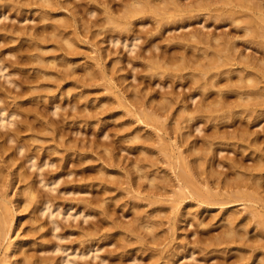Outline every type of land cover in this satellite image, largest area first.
Returning a JSON list of instances; mask_svg holds the SVG:
<instances>
[{"label": "bare ground", "instance_id": "1", "mask_svg": "<svg viewBox=\"0 0 264 264\" xmlns=\"http://www.w3.org/2000/svg\"><path fill=\"white\" fill-rule=\"evenodd\" d=\"M0 1H3V3L2 2L0 3V7H2V8H0V20L1 21H2V19H8L9 18V16L7 15V9L10 8L11 5H13L12 6V8H13L14 5L21 4L19 6L21 9L24 5L23 4L24 2L22 3V1H17V0H13L12 3L9 2L10 0H0ZM41 1H43V0H41ZM45 2H46V7H47V5L50 4V6H52L53 9H55V8L58 9L59 3H61V2H58L57 0H46ZM74 2H75V0H74ZM15 3H17V4H15ZM41 3H43V2H41ZM62 3H65V2L63 1ZM98 4H100V3H98ZM27 5H29V4H27ZM76 5L79 6V4H76ZM76 5H74V7H77ZM80 5L82 6V4H80ZM104 5H106V6L104 7ZM104 5L102 6V8L104 7L105 11H103V12H105L106 14H104L102 12L105 15V18L103 16V19L99 16V13H101V12H98V14L97 13L95 14V9L92 8V6L91 7L89 6L92 9L89 10L88 9L89 7L88 8L86 7L85 10L88 9V13L90 14V15L89 14L88 15L90 17H91V15L94 17V18L91 17V20L88 19L89 17H85L87 20L84 21L85 18L82 16L81 17L83 19L82 18L77 19V18H65L64 17V20H62V21H61V19L59 20V21H61V24L60 23H57V24L53 23L54 25L52 24V26H55L53 28L55 35L56 34L61 35L60 33L62 32V29L67 30L65 28H68V27L74 26L76 29H78V28L80 29V28H82L81 26H83L89 32H92L93 36H91V37L93 39L95 37H98V35L100 36L101 33L103 32L102 28H104V30L107 33L104 31L106 34L103 37L102 41L108 42L110 45L112 44L113 46H117V50H116L115 54L113 52L114 51L113 48L102 49V51H103L102 56L100 55L101 57H99V58H97L98 56L95 57V59L97 58V61L99 63L98 65L99 66L101 65V66L97 67L95 65H92V66L89 65L92 68L88 69L89 71L86 69L87 70V73H86L87 76L84 75L85 71L83 72L84 73L83 76H86L87 79H91V80L96 79L97 80V77H98V79H99V77H101V78H104L105 81H107V82H105L106 84L114 82L112 80L111 76L109 77L108 73L110 72V74H111V72H113V70L122 71L121 68L124 69L123 66L125 64L126 65L130 64L132 66L131 69L132 68L135 69L136 65L142 66L144 70H147V73L146 74L143 73V75L145 74V77H148L150 80H151V78L153 79L154 76H157V78H158V75L159 76L161 75L163 77L162 80H164V77H167V79L168 78L171 79V81L170 80H167V82L165 81L164 84H163V81L161 80L162 84H159V85H161V87H163V88L165 87L164 92H162V94H160L161 96H157L156 93L153 94V91H151L152 94H150L149 91H147V93L144 92V91H146L147 87L145 88V90H143L141 88H138V90H137V87H135V89L137 91H135V89L132 88V92L130 91L131 93L130 94L128 93V95H123V91H125L126 88H125V90H124V88L123 89L121 88L122 93H117V94H115V96H117V97H114V98L118 99V105L121 108L122 107L125 109L127 108L128 109L127 112L128 113L131 112L134 115V116L132 115L133 117L136 116L138 121L144 122L146 125H148L152 128L154 127L153 129L164 130V132H166L165 133L166 135L162 134L159 136H158V134L160 133V131H158L159 132L158 134L156 133L158 136V137H156L158 142H156L155 144H159L156 147L158 149L157 151H160V152L162 151L165 154V155L163 154L164 157L166 156V158L169 159V160L168 159L167 160L169 162L173 163V167H176L179 169V170L175 169L176 173H175V180H173V182H174L173 184L170 183L172 181V179L170 180V177H169V179H165V178H168L166 176H163L162 179L157 178L158 176H155L156 178L155 177L151 178L150 177L151 175L149 173H147L148 169L146 170V168L149 167L150 165L148 166L146 164V162L151 163L153 166H154V164H156L155 158H154L155 155L153 156V154H152V153L155 154L157 152V151L154 152V150L152 149L153 146L155 149L154 142L156 141V139H154L155 136L153 137L152 133H150V132H149L150 133L149 136H148V134H147V136H144V134L142 136V135H140V132H138L139 134L137 133V135L136 134L134 135L138 141V144H139V142L142 143V145L144 144L145 148L148 145L152 146L149 149H147L146 152L145 151L143 153L141 152L140 155L141 156L143 155L144 157H141V156L138 157V161H137L138 165L137 164L135 165V167L138 166V169H136V171L138 172L139 179H138L137 185H134V186H138V196L143 195L144 192L145 193L147 192V194H144V198L149 200V205H150V203L152 205L153 204L156 205L162 201H166V200H164L165 198L163 199V198H161V196L165 195L164 193L169 192V191L165 192L166 190L170 189V188L168 189L169 186L176 187L177 189L175 188V190H172L175 193V195L173 196L172 199H170V200H172V203L170 205L174 204L173 205L174 208L173 207L172 208L175 209L174 214H172V213L171 214L175 215V217L172 218L171 214H170V218L168 217V219H170L171 222L174 223V225H171L172 230H174V231H175V227L177 226L178 222H181L179 220L184 219L183 217L185 216V214L187 212V211H185L186 208L181 209L182 205L184 206V204H187V203H185V201L187 199H191V201L192 200L194 201V203H193V201H192V203L188 202L189 205L191 204L190 206H192V204L193 205L195 204L194 206H199V205H202V206L203 205H209L210 206L212 204H215V205L218 204V205H222V206L229 205V207H226V209H227L226 215L222 216V219L226 223L225 227L227 228V230L225 229L226 230L225 231L223 229L224 233L222 235H220L219 237L217 235L212 236V237H217V239L216 238L213 239V238L209 237L211 239H208V240H211V242L207 241V243H205V241L203 240L204 237L203 238L201 237L202 236L201 233L203 230L201 229L199 237H197L198 230L195 231V232H197V235H196L197 239H194L193 241L197 244V246L200 248V250L198 247H195V248H198L199 253L203 251V254H204V252H205V254H207V252H208V254L214 252L213 247L216 244H217L216 246H219V244L221 245V244H224L226 242H227V244L228 243L230 244L232 242H233L232 244H237V241L239 239H241L242 236H245V234H246L245 230H247V229H245V227H247V225L253 223L251 221H253L255 218H259L258 224L260 223L261 229L257 234L258 238H260L259 239L260 244H258V245H260L261 246L260 249L263 248L262 250L264 251V247H262L264 242L263 243L261 242V241H264V144H263V142H264V0H120L118 2V5H116V4L110 5L109 3L104 4ZM50 6H48V7H50ZM27 7H25V8H27ZM52 7H50L51 11H49L50 10L49 8H48L49 10L46 8V10L49 11L48 14H50V12H52ZM14 8H17V7H14ZM42 8H43V6H42ZM81 8H77L76 10L78 11V9H81ZM82 10H84V9L82 8ZM97 10L99 11L100 9L97 8ZM97 10H96V12H97ZM100 11H102V10H100ZM41 12L43 14L44 11L42 10ZM81 12H83V11H81ZM74 13H72L71 17L73 16ZM53 14H54V12H53ZM84 14H85V12H84ZM44 15L46 17L47 13L46 14L44 13ZM74 15H79V12H76V14H74ZM136 16L137 17L142 16V17H140L141 19H145L148 17V20H149V18H153V21H151V24H152L151 27L152 28L146 26V25H148V23L145 20L143 22L142 21L139 22L142 28L138 27V29H134L132 27V25L137 24V22L135 23V21H137V20H134ZM45 17H43V19ZM24 19L25 18H23V20ZM27 19H25V20H27ZM43 19H41V20H43ZM47 19L49 20V18H47ZM141 19H139V20H141ZM221 21L223 22L222 23L223 25H220ZM5 25H1V26H5ZM6 26H9V24H7ZM52 26L47 30L51 31ZM14 27H16V26H14ZM105 27L107 28V30ZM17 29H19V31L23 32L21 30L22 28L20 29V27H17L16 30ZM43 29H45V28H42L41 30H43ZM4 30H6V29H4ZM10 30H9V32H10ZM13 30H14V28H13ZM13 30H11V31L13 32ZM16 30L13 33H15ZM23 30L25 32L26 29H23ZM35 30H34V32H35ZM41 30H39V31H41ZM47 30H46V32H47ZM19 31H17L18 33L16 32L15 37L19 34ZM50 31L48 34H50ZM88 31L84 30L83 34L85 32L84 35H86V32H88ZM21 32H20V37H21ZM24 32L22 33V35L24 34ZM29 32H31V31H29ZM29 32H28V37L30 38L29 35L32 32L31 33H29ZM37 32H38V30H37ZM7 33H6V35L9 34V33L8 34ZM54 33H52V34L54 35ZM3 34H5V33H3ZM25 34H24V36L27 35V34L26 35ZM38 34L40 35V38H41V36L43 37L44 34L47 35L46 33H43V35L40 33H38ZM74 34H75V32H74ZM76 34H78V33H76ZM81 34H82V31L78 35H80V37H81L82 36ZM87 34H90V33H87ZM55 35H54V38H56V37L58 39L63 38V36L58 37L57 35L56 36ZM35 36H37V35L33 36V40H34ZM65 36L66 35H64V37ZM75 36H77V35H75ZM9 37H11V36H9ZM9 37L7 38L8 40H9ZM17 37H19V36H17ZM45 37H47V36H44V38ZM70 37L68 39H65V40L62 39L64 41H62L63 43L61 42V44L62 45L64 44V47H65L66 45L64 42L67 41V43L70 45V47L68 46V44H67V46L69 48L72 47L71 50H76V49H73V46H71V44H73V43L70 42V40H72L74 37L73 38L71 37L72 39ZM48 38H49V36H48ZM48 38H46L45 40H47ZM3 39L4 38L2 37V41H3ZM51 39H52V37L48 40H51ZM58 39L56 41H58ZM77 39H79V37H77ZM8 40H7V42H8ZM5 41H6V39H5ZM5 41H4V43H5ZM14 41L15 40H13L12 42H14ZM38 41L36 42V47H35V44L32 45L33 46V47H31L32 49L34 47L36 49L43 47ZM56 41L53 40V42H56ZM12 42L10 41V43H12ZM58 42L60 43V40ZM58 42H56V43H58ZM72 42H75V41L72 40ZM4 43H3V45H4ZM76 43H78V42H76ZM60 45L55 44L54 46H56V48H57V46H60ZM75 45H77V44H75ZM119 45H121V47H119ZM25 47H26V45H25ZM31 48H30V51H31ZM45 49H44L45 52H43V54H46L48 52V50L46 51ZM60 49H63V48L59 47L57 50H60ZM68 49L66 47L67 52H65L64 55H66V53H67V55L70 54L68 52H70L71 50H68ZM18 50L19 49H17V51ZM21 50H23L22 47H21ZM39 50L40 49H38V52H39ZM1 51H2V49H1ZM25 51H29V49L27 50V48H26L24 51H20V53L21 52L24 53ZM41 52L42 51H40V53ZM76 52H77V50H76ZM73 53L75 54V52H73ZM38 55H39V53H38ZM22 56H23V54H21V57ZM34 56H35V54H34ZM61 56H63V54ZM4 57H5L4 54L2 55V57L0 55V73H2V77L3 76H4V78L6 77V81L4 82V84L2 83L3 84L2 85L0 83V103H1L0 104V155L2 157H4V155L6 153H8L7 152L8 150L13 149L14 151L9 153L6 156V158L3 159L4 162L7 160V158L8 159L11 158L12 155L15 153L14 154L15 156L19 155V157H21L20 159H22L21 163L18 164L19 167H17V168L20 169V167L22 168L23 165L25 164V165H28L26 167L28 170L35 167L36 171H34V174H30V173H28L30 170L24 171L25 169L23 167L22 171H21V169L19 171L16 169L18 171L16 173V176L11 178V177H9L10 173L8 174V170L5 169L7 166H10V163H9V165H7L5 163L7 165L5 167V165H2V163H4L3 160L1 159L2 162L0 161L1 162V166H0V264H92L90 262L89 263L87 262V258L90 256L92 258L99 257V254L96 252L99 251L101 249V247H96V245H97L96 243L92 242L89 245L84 244L85 249H83V250L76 248L72 244H62V242L59 243L61 240H64V239L68 238L69 236L66 234H63L62 232L59 233L58 230L61 226H63V224L61 225V222L58 220V217L65 216L66 214H68V212L70 210H73L75 208V204L73 203V201H71L69 203H67V201H66L67 204H65V206L63 207V205H64L63 202H58V198H60V197H57V196H61V195L55 196L54 194H52L50 192V191L56 190V186L61 181L62 174H61V172H58L59 170L56 168H55V170H58V171H56L57 173L49 174V172L52 170H47V171H49L47 173L46 170H45L46 172L44 171V167L45 166H47V168L48 167L50 168L51 166L54 167V165L57 166V163L55 164L54 161L48 160L47 157H45V156L40 157V154L38 157L36 155H33V153L35 151L37 153V150H35V148L33 149L34 152L32 151L33 153L31 152V150H30L31 153H29V151L26 147L27 145L25 143H22V140H21L22 134L20 135V133L22 131L25 132L26 129L28 130L30 128H33L34 126H37V125H34L32 123L33 121L31 122V119H27V118H26V120L24 119V116L25 117L27 116L25 114H28V113H26L27 110H25V112L20 111V110H22V109H20L22 107L20 105V103H17V102L14 103L13 102L14 104H19V106H20L19 108L17 107L16 109H14L11 107L12 102L10 101V98L13 97L12 96L13 95L12 94V88L11 87L6 88V87H4V85H6L7 83L8 84L9 83L14 84V82L10 76L12 74H11V71H9V69H10L9 65L11 67H13L15 64L12 66L11 62L6 59L7 56L5 58ZM19 57H20V55H19ZM19 57L17 60L18 63H19V60H21L20 62H22V60H24V58L26 56L23 59H20L21 57L20 58ZM44 57L41 59H44ZM56 57H57V55H56ZM110 57H111V59L109 60V64H106V62L105 63L103 62V61L108 60V58H110ZM8 59H9V57H8ZM25 59H26V61H24V62H29L27 60V57ZM38 59H40V58H38ZM46 60H47V58H46ZM72 60H71V63H72ZM17 62H14V63H17ZM41 62H42V60H41ZM47 62H45V61L42 62V65L44 66V64ZM52 62L54 63L53 59H52ZM48 63H50V62H48ZM56 63H58V62H56ZM28 64H31V63H28ZM72 64H70V66H68V68L69 67L72 68ZM119 64H122V65L124 64V65L119 66ZM46 65H48V64H46ZM50 65H48V66H50ZM54 65H51V66L53 67ZM66 65H68V63H66ZM38 66H40L39 63H38ZM41 68H40V70H41ZM48 68L49 67H47V70H48ZM126 68H128V66H126ZM51 69L52 68L50 67V70ZM47 70L45 69V71H47ZM55 70L57 71L56 67H55ZM74 70H75V68H74ZM74 70H73V72L76 73V70L75 71ZM186 70H189L188 73H183ZM18 71H21V70L18 69ZM23 71H25V70H23ZM58 71L57 72H55V71L54 72L53 71L45 72V77H47L48 78L47 80L51 82V80H53L55 78L53 74H56V76H59L60 78L62 77V79H64V78L67 79V77L70 76L71 73L73 74V72L69 71L68 69L66 70V72L64 70L62 72V71H60V69H58ZM225 74H227V75L229 74L228 78L225 77L227 81L223 80L225 78L222 77ZM186 75H188V76H186ZM42 76H44V74ZM75 76H76V74H75ZM81 76L80 77L77 76L78 77L77 79H80ZM83 76H82V79H80L81 81L83 80ZM36 77H37V75H36ZM50 77H52V78H50ZM37 78H39V77H37ZM85 78H84V80H86V81H83V82L86 83V82H88V80ZM21 79H23V78H21ZM27 79H28V76H27ZM44 79H46V78H44ZM56 79H57V77H56ZM62 79H58V80L61 81ZM68 79H70V78L68 77ZM104 79H102V80H104ZM134 79H137V78H134ZM141 79L143 82L144 81L143 77ZM221 79L223 80V82L224 81L226 82L225 83L226 85H224L223 87L221 86L222 82H221L220 86L218 85V83L220 84V81H222ZM80 80H76V81L79 83ZM22 81L26 82L27 80L25 81L23 79ZM168 81H170V84H168L169 83ZM29 82L31 83L32 80H30ZM91 82H88L87 84H89ZM139 82H141V80H139ZM73 83H74V81H73ZM82 83H80L79 85H81ZM144 83H146L148 86V82L145 81V82H143V84ZM150 83L151 82H149V84ZM57 84H59V83H57ZM174 84H181V86L185 85V87L187 86L186 84H188L187 87H189L188 89L190 91L189 90L186 91L185 89L183 91H178V89L176 88V86H174ZM90 85H95V84L92 83ZM141 85H142V83H141ZM18 86H19V88L20 87L22 88V89L20 88L21 92L26 93L27 89L25 90L23 85L16 83L17 88H18ZM3 87L6 90H4ZM13 87L15 89L14 85H13ZM42 87L43 86L41 85V89H42ZM128 87L126 90L127 92L129 90ZM166 87H171V89H166ZM191 88L197 89V90L200 89V98H197L198 93L193 92ZM215 88H217V90H215ZM37 90H38V88H37ZM20 91L17 90V96H18ZM161 91H158V92H161ZM27 92H28V90H27ZM231 92L235 93V97H233V98L231 97V95H230ZM20 94H21V96L23 95V93H20ZM26 94H28V93H26ZM14 95H16V94L14 93ZM83 96L85 97V95H83ZM16 98H18V97H16ZM18 99L20 100V97ZM13 100H15V98ZM15 101H17V100H15ZM111 103H112V100H111ZM108 104H109V108L110 107L112 108V107H114L113 105H115L113 103L112 104L108 103ZM57 105H60V104H57ZM57 105L55 106V108L58 107ZM100 105H102V104H100ZM116 105H117V103H116ZM31 106H34V105H31ZM31 106L30 107L24 106V107H28V110L30 111L32 109ZM103 106H104V104L99 107L100 112L98 113V115H101V113L104 114L103 113L104 111L106 113L107 109L109 110L108 106H104V107ZM117 106H115V107H117ZM73 107H75V106H73ZM40 108H41V106H40ZM55 108H53V109L55 110ZM101 108H102V111L104 110L103 108H107V109L104 110L103 112H101ZM111 108H110V111H112ZM35 109H33V110H35ZM39 110H40L39 112H41V109H39ZM42 110H44V109H42ZM39 112H38V114H39ZM43 112L44 111L41 112L42 115H43ZM53 112H57V110L53 111ZM34 113H35V111H34ZM91 113L92 112H89L88 115ZM93 113L91 115H93V116L97 115V114H95V111ZM108 113H109V111H108ZM49 114H50V110H49ZM170 114H172L173 116ZM44 115H46V114H44ZM85 115H83L84 118H87V117L90 118L91 117V119H93L95 117L94 116L92 118V116H90V115L89 116L86 115L87 116L86 117ZM111 115L115 116L116 114L111 113ZM19 116L22 117L20 120L17 118L13 119L14 117H19ZM34 116H35V114L33 115V117ZM165 116H166V119H163ZM37 117H35L34 119L35 120L37 119L39 121V119H41V118H37ZM48 117L52 118L50 116H48ZM96 117H98V116H96ZM170 117L173 118L172 120L175 119V122L173 121L174 126H173V124L170 125L169 123H168L169 124L168 125L166 122ZM202 119L205 120V124L207 122L208 123L211 122L212 124H213V122H217L218 124H222V123L227 124L226 122H230L229 120H231L232 124H234V129L227 131V132L225 131V133H222L220 128H219L220 130L216 129V128L220 127V125L218 126L217 123H215L216 125L214 124L215 127L213 126V128H215L216 131L214 132L215 129L212 130L214 132V134L213 133L211 134L209 132V136H208L205 133V134L201 135L202 137L199 139H198V135H194L195 137L197 136V139L193 140L192 138H190L191 134L194 133L195 130H197L198 132L199 131L202 132V130L204 129V128L202 129V126H201V124H202L201 120ZM203 120H202V122H203ZM40 121H39V123H40ZM48 121H50V120H48ZM43 122H45V121H43ZM47 122H45V123H47ZM57 122H59V121H57ZM57 122H56V126H57L56 128L59 127L58 126L59 123H57ZM35 124H37V123H35ZM54 124L52 126L55 127ZM228 124H231V123H228ZM13 125H14V127H11ZM49 125H51V124H49ZM52 126H50L49 129L52 128ZM42 127L41 128L44 129V127H48V126H45V124H44V126H42ZM187 127H188V129L191 128V130L189 129L191 131L190 133L183 131L185 128L187 130ZM255 127H258V128H255ZM56 128H55V130H56ZM52 129H50L51 130L50 133H52ZM37 130L38 129H36V132H37ZM39 130H41V129H39ZM55 130L53 129V131L56 133ZM31 131H33V130H31ZM58 131H61V130H58ZM34 134H36V133H34ZM42 134H43V132H42ZM156 134H154V135H156ZM55 135L57 136L60 134L57 133ZM55 135H53L54 139H55ZM105 135H106V133H105ZM57 137H56V139L58 140ZM159 137H160V139H159ZM36 138H37V136H36ZM215 139H220V141H223L224 143L225 142L230 143L229 142L230 139H237V141L239 140V142H240L239 146L243 147L245 149L244 151H247V149H250L249 155H251V154L254 155V158H252V164H249V165L244 164V161L242 158L230 157L229 161H226V159L222 160V159L218 158L219 150H218V148L217 149L215 148V145H214ZM23 140H25V139H23ZM10 142H13L11 144H14V145H10ZM64 142L65 141H63L62 144ZM200 142H202V143H200ZM66 143H68V140H66ZM68 144L70 145V143H68ZM184 145L187 147L183 148ZM63 146H65V144H63ZM71 146L72 145H70V147L69 146L68 147L72 148ZM73 146H74V144H73ZM75 146H77V145H75ZM94 146L96 148L95 150H98L96 145H93L91 147L94 148ZM68 147L66 149V152H67V150L69 151ZM78 147H79V145L77 146L76 149H78ZM99 148H100V146H99ZM145 148H142V149H145ZM76 149H74V150H76ZM107 149H109V148H107ZM43 150H44V148H43ZM43 150H41V151H43ZM71 151H73V149ZM220 151H222V150H220ZM107 152L106 153L109 155L108 150H107ZM100 153L102 154V152H100ZM41 154H43V152ZM45 154L46 153H44V155ZM156 154H158V152ZM100 156H102V155H100ZM111 156H113L112 153L109 156L106 155V157L103 154V157L105 158L104 160H107V159L109 160V158ZM66 157H67V155H66ZM68 157H69V154H68ZM16 158H14V159H16ZM11 160H13V159H11ZM6 162H10V159ZM60 162L61 163L58 164L59 168L65 169L68 166L66 164L67 163L66 159L64 162H62V160ZM152 165L150 167H152ZM206 165H207V167H206ZM225 165H228V168L230 170L234 171L235 176L227 177V175H228L227 171L222 173L221 171L218 170L217 167H225ZM8 169H9V167H8ZM6 170H7V172H6ZM70 171H69V175L72 174V172H70ZM102 173L105 175V173H107V172L104 171ZM131 174H132V172H131ZM144 178L148 179L147 183H146ZM102 179L104 180V178H102ZM141 179H143L145 182L141 181ZM156 179H157V182H156ZM159 179H160V182L158 181ZM131 180H134L133 177ZM118 181L119 180H116L113 183H115V182L117 183ZM17 182L18 183L22 182L24 184V186H23V188L21 187L22 189L17 191L16 198L11 199L9 197V193L7 192L6 188L16 187ZM135 184H136V182H135ZM40 186L48 188V190H50V191H44L43 188H41ZM67 192L76 193V192H80V190H76L74 188H69L68 190H66L65 193H67ZM94 198L90 199V200L84 199L85 201H84L83 208H78L75 211V213L71 212L68 216L69 217H71V216L76 217V215L79 214V215H82L84 218L87 219V217L91 216V213H89V210H88V212H86V209L93 208V203L97 202L96 200H98V199H94ZM95 204H97V203H95ZM161 204H163V202ZM196 204H198V205H196ZM189 205L187 207H190ZM235 205H243L245 207V210L247 211V212L245 211V213H247V215H241V212L244 211V209L243 210L241 209L242 210L241 212L239 210H230V208L235 206ZM194 206H192V207L194 208ZM206 207H204L205 212H206ZM198 208L200 209V207H198ZM157 209L159 210V208H157ZM26 210L34 211L36 213V216H31L27 220V223L30 227L28 228V226H26V228H23V233H22V234H24L23 236H21L22 234H19L18 238L12 239L14 236V233H16V231L20 227L19 222L23 221L22 219H24V217H25V215H21L22 214L21 212H24ZM202 210H203V208H202ZM223 210H225V209H223ZM190 211H191V209H190ZM190 211H188V212H190ZM195 211H197V209H195ZM154 212H155V210H154ZM154 212H151L149 215L147 214V217L149 219L144 218L142 216L143 212L141 210L139 212V214L141 213V220L140 221H141V223H143V226L145 228H147L146 230H148V231H149V229H151V231H153V229L155 227H156L155 229H158L159 227H161L159 225H161V224L164 225L167 222V219H166V222L162 223V221L164 220L163 218L167 217V215H169V214L162 215L163 216L162 217L161 214L163 211L159 212V213H161L160 215H159V213H157L158 215L153 214ZM191 212H193V211H191ZM19 213H21V214H19ZM145 213H147V212H145ZM139 214H138V216H140ZM188 214L189 213H187V215ZM44 215H46L47 222L49 220V227H48L46 233H42V230H43L42 225L46 222H44L43 224L40 223L39 225H36L37 222L42 221L41 218H43L42 216H44ZM144 215H146V214H144ZM154 215L157 216L156 218L161 217L163 220H160L161 218H159V220L151 219L152 216L154 217ZM222 215H224V214H222ZM195 216L199 217L197 213L195 214ZM213 217L216 218L215 216H213ZM139 219H140V217H139ZM139 219L138 220L135 219L136 221H138L137 225L133 224L134 225L133 226L130 224L131 226H133V228L130 229L131 231H136V232L138 231V233H139L140 230H138V229L140 227L143 228V226H140ZM145 219H148V220H145ZM177 219H179V220L175 221ZM185 219H184V221H185ZM44 220H46V219H44ZM170 220H168V221H170ZM209 220L206 222L207 224L209 222L211 224V221H209ZM255 220H257V219H255ZM188 221H187V224H190V223H188ZM198 221L200 222L199 225L203 226V228H204L205 226L203 224L205 222L203 221V219L200 220V218H199ZM198 221L193 220V222H195V224ZM205 221H206V219H205ZM218 221L219 220H217V222ZM217 222H215V223H217ZM192 224L194 225V223H192ZM207 224H205V225H207ZM157 225L159 226L158 228H157ZM199 225H197V226H199ZM224 225L225 224H223V226ZM240 225L242 227H244L243 229H244L245 233H243V229H242V233H241L240 228H242V227L237 228ZM169 226H170V223H169ZM211 226H213V225H211ZM211 226L209 225V227H211ZM145 228H143V229H145ZM169 230H171V228ZM151 231H149L147 233V235L148 234L150 235ZM155 231H157V230H155ZM143 232H145V231H143ZM204 232H205V230H204ZM171 233H173V232L171 231ZM49 234H51L53 237H51V236L48 237ZM194 234H196V233H194ZM203 234L206 237L207 233L206 234L203 233ZM133 235H135V232ZM140 235H142V234H140ZM140 235L137 236V239H139L137 241H139L138 243L142 244L143 242H140V240H145L146 236L143 237V235L142 236H140ZM158 235L160 237V234H158ZM158 235L154 233L151 236L152 238L151 237L150 238L147 237V238H149V240L152 239L151 241H153V242L154 241L156 242L158 240ZM170 235H172V234H169V237H170ZM209 235H207V236H209ZM36 236H40L43 238L38 237L40 240H38L37 238H33ZM86 236H88V234ZM162 236H163V238H166L164 234L161 235V237ZM172 236L170 238H172ZM161 237L158 240L159 242H160V240L163 239V238L161 239ZM245 237L247 239L248 236H245ZM170 238H168V239H170ZM244 238H243V240L241 239L242 242L240 241L241 244H244L243 246L246 245V242L243 243ZM255 238L256 237H254L253 239H255ZM258 238H256V239H258ZM162 241H165V239ZM193 241H191V242H193ZM259 241H256V242H259ZM250 242H249V244H250L249 246H252V244L257 245L256 242L253 243L254 241H252V240H250ZM144 243H146V242H144ZM147 243H149V242H147ZM170 243H171V241H170ZM195 243H194V245H195ZM35 244H37L36 246H40L38 248V251L35 250V252H33L32 250L28 251L27 249H29V248L25 249L26 247H28V246L32 247V245L34 246ZM143 244H142V246H143ZM185 244H187V243H185ZM185 244L183 243L184 247L186 246ZM211 244H213V245L215 244V245L213 246ZM152 245H154V244H152ZM167 245H169V243H167ZM210 245H211V247L213 246L212 247L213 251L211 250V248H209ZM231 245H229V246L230 247H236V246H231ZM238 245H239V243H238ZM258 245L256 248L259 247ZM246 246H248V244ZM246 246H245V248H246ZM145 247L143 249L148 250V248L145 249ZM169 247H170V245H169ZM178 247H180V246H178ZM241 247H242V245H241ZM195 248L193 249V251H191L190 250L191 248H189L188 253L184 254L179 259H182V258L184 259V258H188V257L195 259V257H194ZM250 248H247V249L250 250ZM253 248H254V246H253ZM176 249H177V247H176ZM214 249L216 250L217 247ZM220 249L221 248L219 247L217 250H220ZM152 250H155V248ZM168 250L165 251L162 249V251H165V252H168ZM170 251H171V249H170ZM209 251H211V252L209 253ZM229 251H231V250H229ZM251 251H252V249H251ZM37 252L38 253L43 252L46 254L41 255V254H38ZM54 252H61L63 254V258H61L62 261H60L59 263H55L56 261H52L53 260L51 258L52 256H48L49 255L48 253H54ZM92 252H94V253H92ZM160 252L158 253L159 256H161ZM171 252L172 253L167 255V256L165 255L164 257L163 256L160 257V259L161 258L164 259V262H162L161 264H171V263L176 264V262L173 261V260H175L173 257L176 254L174 251H171ZM150 253L155 254L154 251H152ZM162 253L165 254L164 252H162ZM253 253H251V254L249 253V254L253 255ZM247 254H248V252L247 253L244 252V254H242L241 256L239 255L240 257L237 256L238 259L236 257V259H237L236 261L234 259L229 258V261L231 259V261L234 260L233 262H231V261L229 262L226 259L227 261L226 260H223V261L219 260L220 262L217 261L218 263L215 262V264H249L248 261H250L251 260L250 258H253L254 256L249 255L250 256L249 257ZM258 255H260V254H258ZM262 255H264V253ZM151 256H153L152 258L150 257L151 259H153L154 257L155 258L157 257L156 255H151ZM255 256H256V254H255ZM13 257H15V258L13 259ZM262 257H264V256H262ZM225 258H227V257H225ZM81 259L82 260L86 259V262L83 263L82 261H80ZM100 259L103 262L106 261V257H100ZM157 259H158V257L156 258V260ZM261 259H263V258H261ZM255 260H256V257H255ZM259 260H260V258H259ZM157 263H159V259H158ZM109 264H112V263H109ZM146 264H150V262L146 263ZM151 264H154V263L152 262ZM206 264H208V263H206Z\"/></svg>", "mask_w": 264, "mask_h": 264}, {"label": "rangeland", "instance_id": "2", "mask_svg": "<svg viewBox=\"0 0 264 264\" xmlns=\"http://www.w3.org/2000/svg\"><path fill=\"white\" fill-rule=\"evenodd\" d=\"M12 1L13 0H10L9 2L12 3ZM17 1H22V3L24 2L23 4L25 6L23 5V7L21 9L19 7L21 4L14 5V7L18 8L17 9V8H14V7L12 8L13 5H11L10 8L7 9V15L9 16V18L8 19H2V21L0 20V30H1L0 31V36H1L0 37V55H1V57H2L3 54L5 55V57L7 56L6 59L11 62L12 66L15 64L13 67H11L9 65L11 70L9 68L8 69H9V71H11L12 75H10V76H11V79L13 80V82H14V84L13 83L12 84L15 86L16 90L14 89V87H13V85L11 83H9V84L7 83L6 85H4V87H6V88L11 87L12 88V94H13L12 96L13 97L10 98V101L12 102L11 103V107L14 108V109H16L17 107L19 108L20 107L19 104H14V103L15 102L20 103V105L22 106L20 108L22 110H20V111L25 112V110H27L26 113H28V114H25L27 116L26 117L24 116V119L25 120H26V118L27 119H31V122L33 121L32 123L34 125L38 126V127L34 126L33 128H30L28 130L26 129L25 132L22 131L20 133V135L22 134L21 135L22 143H25L27 145L26 147H27L29 153H31L32 151L34 152L33 149L35 148V150H37L38 154L35 151L34 153L32 152L33 155H36L38 157L39 154H40V157L45 156V157H47L48 160L54 161L55 164L57 163V166L54 165V167L51 166L50 168L49 167L47 168V166H45L44 167V171L45 170L46 171L47 170H52L50 172L47 171V173L49 172V174H52V173L55 174V173H57L56 171L59 170L58 172H61V174H62L61 181L56 186V190L55 191H50V190H48V188H45V187H42V186H40V187L43 188L44 191H50L55 196L56 195H61V196H57V197H60V198H58V202H63V204H64L63 207L65 206V204H67V203H69L71 201H73V203L75 204V208L73 210H70L68 212V214H66L65 216L58 217V220L61 222V225L63 224V226H61L59 228V230H58L59 233L62 232L63 234H66V235L69 236L68 238H66L64 240H61L59 243L62 242V244H72L76 248L82 249V250L85 249V245H89L92 242L96 243L97 244L96 247H101V249L96 252V253L99 254V257L92 258L90 256V257L87 258V262L88 263L90 262L92 264L93 263L94 264H97V263L98 264H109V263H112V264H114V263L115 264H146V263H149V262H150V264L152 262L154 264H156L158 262V259H159V263H157V264H161L162 262H164V259L163 258L160 259V257L161 256L164 257L165 255L167 256V255L171 254L172 253L171 251H174L175 254H176L173 257L175 259L173 261H175L176 264H183V263L184 264H206V263L215 264V262L216 263L220 262L219 260L223 261V260L227 259L229 261V258L234 259L236 261L238 259L237 256H239V255L241 256L242 254H244V252L245 253L248 252V254H247L248 256L251 253H253V252L256 254V256H255L254 253H253V255H250V256H254V257L250 258L251 260L249 259L250 260V261H248L249 264H260L261 262H262L261 264H263L264 263V260H263L264 257H262V256H264V255H262V254L264 253V251L262 250L263 248L260 249L261 246L258 245V244H260V241H259L260 238H258V235H257L258 232L261 229L260 223L258 224V222H259L258 219L259 218H255L258 221L254 219L255 221L254 220L251 221L253 223H251V224L247 225V227H245V229H247V230H245V232H246L245 236H248L247 237L248 240L246 239L245 236H242L241 239L243 240V238L245 237L243 243L246 242V245L248 244V246L245 245L246 248H245V246H243L244 244L240 243L241 239H239L237 241V244H232L233 242L230 243V244L229 243L227 244V242H226L224 244H221L222 246L220 244H219V246H216L217 244L216 245L214 244L215 246L213 244H211V245L214 246V247L212 246L214 252L210 253L211 251H209L210 254H208V252H207V254H205V252L203 254V251L199 253V251H198L199 247L193 241L194 239H197L196 238L197 232H195V231L198 230L197 237H199L201 229L203 230L202 233H201L202 234L201 237L202 238L204 237L206 239L205 240L203 238L205 243H207V241L211 242V240H208V239H211V238H213V239L216 238L217 239V237H212V236L213 235L214 236L217 235L219 237L220 235H222L224 233L223 229L227 230V228L225 227L226 223L222 219V216L226 215V212H227L226 211L227 210L226 207H229V205L222 206V205H218V204H216V205L212 204L210 206L209 205L194 206L195 204L194 205L192 204V206H194V208H193L192 206H190L191 204L189 205V203H188V202L192 203L193 200L191 201V199H187L185 201V203H187V204H184V206L182 205V207H181V209L186 208V210L185 209L184 210L187 211V212H186L185 216L183 217L184 219L185 218L186 219H185V221H184V219L175 220V221L179 220L181 222H178V224L176 223L177 226L178 225L179 226L178 227L176 226L175 227V231H174V230H172V227H171V225H174V223H172L171 220L168 219V217L170 218V214L171 213L174 214V211H175V209H173L174 208L173 207L174 204L170 205L172 203V200H170V199H172L173 196L175 195V193L172 190H175L176 187L169 186L168 189L169 188L170 189L165 191V192H167V191H169V192L164 193L165 195L161 196V198H163V199L165 198L164 200H166V201H162L163 204H161L162 202H160V203H158L156 205H154V204L152 205L151 203L149 205V200L144 198V194H147V192L146 193L144 192L143 195L138 196V186H134V185H137L138 179H139L138 172L136 171V169H138V166L135 167V165L136 164L138 165L137 161H138V157L141 156L140 155L141 152L142 153L144 151L146 152V150L149 149L152 146L148 145L145 148L144 144L142 145V143H140V142L138 144V141H137V139L135 138L134 135L135 134L137 135V133L140 132V135H142V136H143V134H144V136H147V134L149 136L150 133H152L153 137L155 136L154 139H156V137H158L159 135H162V134L166 135L165 134L166 132H164V130L153 129L154 127L152 128V127L146 125L144 122L138 121L136 116H135L136 117L135 118V117H133L134 115L131 112H129L131 115L127 112L128 111L127 108L126 109L123 108V107L121 108L118 105V99H116L114 97H117V96H115V94L122 93V89L123 88H124V90H125V88L127 90L128 86H129L128 87L129 88L128 92L126 90L123 91V95H128V93L130 94L132 92V88L135 89V87H137V90H138V88H141V89L145 90V88L147 87L146 91H144V92L147 93V91H149V93L152 94L151 91H153V94L156 93L157 96H161L160 94H162V92H164L165 87L163 88L159 84H162V81H163V84H164L165 81L166 82H167V80L171 81V79L170 78L167 79V77H164V80H162L163 77L160 75L162 77L161 78L158 75V78H157V76H154V78L153 79L151 78V80H150L148 77H145V74L147 73V70H144L142 66H138V65H136L135 69H133V68L131 69L132 66L130 64H127V65L123 64L124 66L122 64H119V66H123L124 67V69L121 68L122 71H120V70L117 71V70H113L112 69L113 72H111V74H110V72L108 73L109 77L111 76L112 80L114 81V82H111L112 84L111 83L106 84L105 82H107V81H105V79L101 78V77H99L100 80L98 79V77H97V80L96 79L95 80L94 79H92V80L91 79H87V77H86L87 76L86 75L87 70L92 68L91 67L92 65H95L97 67L101 66V65L100 66L98 65L99 63L97 61V58L102 56V54H103L102 49H109V48L111 49V48H113V50H114L113 52L115 54V52L117 50V46H113L112 44L110 45L108 42H103L102 41L103 37L107 33L104 30V28H102V30H103V32L105 31L106 33L102 32L100 36L98 35V37H95L94 39L91 37V36H93L92 32H89L83 26H81L82 28H80V29L79 28L76 29L74 26L65 28L67 30L62 29V32L60 33L61 35H58V34H56V35L58 37L59 36L60 37L63 36L62 39H64V40L68 39L70 36L72 38L74 37L73 39L71 37L70 38L73 41H75V42H72V40H70V39L69 40H70L71 43H73V44H71V46H73V49L77 50V52H76V50H71L72 47L69 48L70 45L67 43V41L64 42L65 45H66L64 47V44L63 45L61 44V42L64 41V40H62L61 38L58 39L57 37L54 38L55 33H54L53 28L55 26H52L53 23H56V24L60 23L61 24V21L64 20V17L65 18H77V19L78 18L81 19L82 17H84V18L85 17H89L88 19L91 20V17L92 18H94V17L92 15H91V17L89 16L90 14L88 13V9L90 10L92 8L95 9V14L96 13L98 14V12H101V13H99V16L103 19V16L105 18L104 14H106L105 12H103V11H105L104 7L106 6L104 4H108L109 3L110 5L111 4L118 5V2L120 0H75V2H74V0H72L73 2L71 0H57L58 2H61V3H59L58 9H56V8L53 9V7L50 6V4L47 5V7H46V2H45L46 0L45 1L44 0L43 1H41V0H17ZM63 1L65 3H62ZM1 2L3 3V1H0V3ZM41 2H43V3H41ZM26 3L29 4V5H27ZM98 3H100V4H98ZM15 4H17V3H15ZM76 4H79V6L76 5ZM80 4H82V6ZM102 4L104 5L103 8H102V6H103ZM74 5H76L77 7H74ZM42 6H43V8H42ZM48 6L52 7V12H50V14H48V13H49V11H51V9ZM89 6L90 7L92 6V8H90ZM25 7H27V8H25ZM45 7L47 9L49 8L50 10L49 9H48L49 11L46 10ZM81 7L84 10H85L86 7L87 8L89 7V8L84 11V10H82ZM0 8H2V7H0ZM77 8H81V9H78V11H77L76 10ZM97 8L102 10V11H100V10L98 11ZM42 10L44 11L43 14L41 12ZM96 10H97V12H96ZM81 11H83V12H81ZM53 12H54V14H53ZM76 12H79V15H74V14H76ZM84 12H85V14H84ZM44 13L45 14L47 13L46 17L49 18V20L45 17ZM72 13H74L73 14L74 17L73 16L71 17ZM42 16L45 17L44 18L45 20L43 19ZM140 17H142V16H138V17L136 16L135 19L133 18L134 20H137V21H135V23L137 22V24L132 25V27L134 29H138V27L140 28L141 25H140L139 22L140 21L143 22L145 20L148 23V25H146L147 27H151L152 26L151 21H153V18H149V20L151 19L149 21L148 17L145 18V19H141ZM23 18H25V19L28 18V19L27 20H25V19L23 20ZM138 18L141 19V20H139ZM41 19H43V20H41ZM60 19H61V21H59ZM86 20L87 19L85 18L84 21H86ZM6 23L9 24L10 27L6 26L7 25ZM222 23L223 22L221 21L220 25H223ZM1 25H5L6 27L5 26H1ZM14 26H16V27H14ZM51 26H52V30L51 31L47 30ZM17 27H20V29L22 28L21 30L23 32H24L23 29H26L24 34L27 31L28 32L31 31L32 33L31 32H29V33H31L33 36L34 35H37V36H35L34 40H33V36L30 34L29 35L30 38H29L28 37V32H27L26 33L27 35L25 34L27 36L26 37V36H24V34L22 35L23 32L19 31V29L16 30ZM13 28H14V30H13ZM42 28H45V29H43L44 31L41 30ZM4 29H6V30H4ZM10 29L13 30V32L15 30H16V32L19 31V34L17 35L19 37H17V36L15 37L16 32L13 33ZM9 30H10L11 33L9 32ZM34 30H35V32L37 34L34 32ZM37 30H38V32H37ZM39 30H41V31H39ZM46 30H47V32H46ZM84 30L88 31V32H86L87 36L84 35L85 32L83 34ZM106 30H107V28H106ZM49 31H50V34H48ZM81 31H82V34H81L82 36L80 37V35H78V34H80ZM20 32H21V37H20ZM74 32H75V34H74ZM3 33H5V34H3ZM6 33L8 35H6ZM38 33H40L42 35H43V33H46L47 35L44 34V36H47V37L44 38V36L43 37L41 36V38H40V35ZM52 33H54V35ZM76 33H78V34H76ZM87 33H90V34H87ZM64 35H66V36L68 35V36L64 37ZM75 35H77V36H75ZM9 36H11V37H9ZM48 36H49V38H48ZM50 36L52 37V39L54 41H56L57 39H58V41L60 40V43L58 41H56L58 43L53 42L52 39L48 40V39L51 38ZM2 37L4 38L3 41H2ZM8 37H9V40L7 39ZM77 37H79V39H77ZM46 38H48V39L45 40ZM5 39H6V41H5ZM7 40H8V42H7ZM13 40H15V41L12 42ZM4 41H5V43H4ZM10 41L12 43H10ZM37 41L43 46L42 48H38V49H40L39 52H38V49L35 48ZM76 42H78V43H76ZM3 43H4V45H3ZM54 43L56 45H58V44L59 45L61 44V45L57 46V48H56V46H54L55 45ZM74 43L77 44V45H75ZM34 44H35V47L32 49L31 47H33L32 45H34ZM67 44H68L69 47L67 46ZM25 45H26V47H25ZM21 47H22L23 50H21ZM59 47L63 48V49H60L62 52L60 50H57ZM66 47H67V49L69 48L68 50H71L70 52H68V53H70L68 55H67V53H66V55H64L65 52H67ZM119 47H121V45H119ZM16 48L19 49L20 51H24L27 48V50L29 49V51H25L24 53L23 52L20 53V51L19 50L17 51ZM30 48H31L32 52L30 51ZM1 49H2V51H1ZM44 49L46 51L48 50V52L46 54H43V52H45ZM40 51H42V52L40 53ZM73 52H75V54ZM38 53H39V55H38ZM21 54H23L22 57H21ZM34 54H35V56H34ZM62 54H63V56H61ZM19 55H20L21 58L19 57ZM24 55L27 57V60L29 62H24V61H26V59H25L26 57ZM56 55H57V57H56ZM17 56L20 59H23L24 57L25 58H24V60H22V62H20L21 60H19V63H18L17 62V60H18ZM28 56L29 57L31 56V57L29 58ZM96 56H98V57L95 59ZM8 57H9V59H8ZM37 57L40 58V59L44 57V59H41L42 62H44V61L45 62H47V61L50 62V63L47 62L45 64L43 63L44 66L46 64H48V65H50V64L54 65L55 64L54 66L56 67L57 71H58V69H60V71L63 72V70H64L66 72V70L68 69L69 71L73 72V70L75 68L76 73L73 72V74L71 73V75L68 76L72 81L70 79H68L67 76L66 77H67L68 80L66 78H64V77H63L64 79H62V77L60 78L59 76H56V74H53L54 77H55L54 78L55 80L53 79L54 81L53 80H51V82L48 81L47 80L48 78L45 77V72H48V71L57 72V71L55 70V67L53 66L54 67L53 68L51 65L50 66L46 65L44 67L42 65L41 60L38 59ZM46 58H47V60H46ZM52 59L54 60V63L52 62ZM110 59H111V57L108 58V60L103 61V62L104 63L106 62V64H109V60ZM71 60H72L73 64L71 63ZM14 62H17L18 64L14 63ZM56 62H58L59 64L56 63ZM28 63H31V64H28ZM38 63H39L40 66H38ZM66 63H68V65H66ZM70 64H72V68H70V67L68 68V66H70ZM89 65H91V66H89ZM64 66L65 67L67 66V67L65 68ZM126 66H128V68H126ZM16 67L17 68L19 67L18 69L21 70V71H18V69ZM47 67H49L48 70H47ZM50 67L52 68L51 70H50ZM40 68H41V70H40ZM22 69L25 70V71H23ZM45 69L47 71H45ZM188 71L189 70H186L183 73H188ZM42 73L44 74V76H42L43 75ZM143 73H145V74L143 75ZM75 74H76V76H75ZM83 74L86 75V76H83ZM0 75H1L0 76V81H1L0 83L4 84V82L6 81V77L5 78H4V76L2 77V73H0ZM36 75L39 78H37ZM81 75L83 76V80L82 81L80 80V79H82ZM228 75L225 74L222 77L223 78H225V77L228 78ZM27 76H28V79H27ZM77 76H79V77L81 76V78L77 79L78 78ZM186 76H188V75H186ZM56 77H57V79H56ZM142 77H143V80H144L143 82H145V81L148 82V86H147L146 83L143 84L142 79H141ZM21 78H23L25 81L27 80L26 81L27 83L22 81L23 79H21ZM44 78H46V79H44ZM50 78H52V77H50ZM84 78L87 79L88 82H91V81L92 82L87 84L88 82H86V83L83 82V81H86V80H84ZM134 78H137V79H134ZM226 78L223 79V80H226ZM58 79H62L61 80L62 82L60 80H58ZM102 79H104V80H102ZM30 80H32L31 83L29 82ZM76 80H80V82L78 83ZM139 80H141V82H139ZM223 80L220 81V84L218 83L219 86L221 85V82H222V85H221L222 87L224 85H226L225 84L226 82L225 81L223 82ZM73 81H74V83H73ZM170 81H168L169 82L168 84H170ZM56 82L59 83V84H57ZM149 82H151L150 84L152 86L149 84ZM16 83L23 85L24 89L28 90V92L26 90V93H28V94H26L25 92H21L20 91L21 87L19 88V86H18V88H19L18 89L16 87ZM80 83H82V84L79 85ZM92 83L95 84V85H90ZM141 83H142V85H141ZM41 85L44 88L42 87V89H41ZM186 85L188 86V84H186ZM174 86H176L178 91H183L184 89L186 91L189 90L188 89L189 87H187V86L185 87V85L181 86V84H174ZM4 87H3V89H4ZM37 88H38V90H37ZM166 89H171V87H166ZM191 89H192L193 92L198 93L197 98H200V89H198L199 91L197 89H193V88H191ZM4 90H6V89H4ZM17 90L20 91L18 96H17ZM137 90L135 89V91H137ZM215 90H217V88H215ZM158 91H161V92H158ZM14 93L16 95H14ZM20 93H23V95H22L23 97L21 96ZM83 95H85V97ZM230 95H231L232 98L235 97V93L234 92H231ZM16 97H18V98L20 97V100L21 101L23 100V101L21 102ZM14 98L17 101L13 100ZM111 100H112V103L115 104V105H113L114 107H112V108L110 107L112 111H110L109 104H108V103L112 104ZM116 103H117V105L119 107L116 105ZM57 104H60V105H57ZM100 104H102V105L104 104V106H108L109 110L107 108H103L104 110L107 109L106 113H105V111L103 110L104 111L103 112L102 108H101V112H103L104 114L101 113V115H98V113L100 112L99 107L102 106ZM31 105H34L35 107L31 106ZM56 105L58 106L57 108H55ZM24 106H29V107L31 106L32 109L29 111L28 107H24ZM40 106H41V108H40ZM73 106H75V107H73ZM115 106H117V107H115ZM53 108H55V110ZM33 109H35V110H33ZM39 109H41V112L44 111L43 115H42L41 112H39L40 111ZM42 109H44V110H42ZM49 110H50V114L51 115L49 114ZM56 110H57V112H53V111H56ZM34 111H35V113H34ZM37 111L39 112V114L40 113L41 114L39 115ZM94 111H95V114H97V115H94L95 117L93 115H91ZM108 111H109V113H108ZM89 112H92L89 115L92 116V118L94 117L93 119H91V117L89 118V117L86 116V115H88ZM111 113L112 114L115 113L116 115L112 116ZM34 114H35V116L33 117ZM44 114H46V115H44ZM83 115H85L88 119L84 118ZM170 115H172V114H170ZM48 116H50L52 118H49ZM96 116H98V117H96ZM35 117L41 118V119H39V121L41 120L40 123H39V121L37 119L36 120L34 119ZM16 118L20 120L22 117L21 116L14 117L13 119H16ZM163 119H166V116ZM172 119L173 118L170 117L166 121L167 124L169 123L170 125H172L175 122V119L174 120H172ZM48 120H50V121H48ZM202 120H201V123H202L201 126H202V129L203 128L204 129L202 130V132L201 131L198 132L197 130H195L194 133H192L193 135L191 134V136H190V138H192L193 140L197 139V136L195 137L194 135H198V139H199V138L202 137L201 135H203L205 133L208 136H209V132L211 134L212 133L214 134L216 129H219V128L221 129L222 133H225V131L227 132V131H230V130L234 129V124H232L231 120H229L230 122H226L227 124H225V123L218 124L217 122H213V124L211 122H209V123L207 122L208 124L207 123L205 124V120H203V122H202ZM43 121H45V122L48 121L47 122L48 124L43 122ZM57 121H59V122H57ZM34 122L37 123V124H35ZM56 122L59 123L58 124V126H59L58 128H56L57 127L56 126ZM43 123L45 124V126H48V127H44V129H42L43 128L42 126H44ZM52 123L55 125V127L52 126L53 125ZM215 123H217L218 126L220 125V127L216 128V129L213 128V126L215 127V125H216ZM228 123H231V124H228ZM49 124H51V125H49ZM50 126H52V128L54 130L56 128V130H55L56 133L53 131L52 128H50V129H52V133H50L51 132V130L49 129ZM173 126H174V124H173ZM11 127H14V125L11 126ZM255 128H258V127H255ZM36 129H38V130L41 129L42 131L41 130H39V131L37 130V132H38L37 133ZM57 129L61 130V131H58ZM189 129L191 130V128H189ZM189 129L187 127V130L185 128L183 131L190 133L191 131ZM213 129H215L214 132L212 131ZM31 130H33V131H31ZM158 131H160L161 134ZM42 132H43V134H42ZM53 132L55 134L59 133L60 135H57L58 136L57 137ZM34 133H36L37 135L34 134ZM105 133H106V135H105ZM156 133L157 134L159 133L158 136H157ZM52 134L55 135V139H54ZM154 134H156V135H154ZM35 135L37 136V138H36ZM56 137L58 138V140L56 139ZM22 138L25 139L26 141L23 140ZM159 139H160V137H159ZM66 140H68V143H70V145H72L71 146L72 148H69L70 145L68 143H66ZM63 141H65L63 143V144H65V146H63V144H62ZM236 141H237V139H230L229 140L230 143H227V142L224 143L223 141H220V139H215L214 140L215 148L216 149L218 148V150H219L218 158H220L222 160L226 159V161H229L230 157L242 158L243 161H244V164H246V165L252 164V158H254V155H252V154L249 155L250 149H247V151H244L245 149L243 147L239 146V143H240L239 140L237 142ZM156 142H158L157 139L154 142V144ZM11 143H13V142H10V145H14V144H11ZM200 143H202V142H200ZM73 144H74V146H73ZM263 144H264V142H263ZM75 145H77V146L79 145L78 149H76L77 146H75ZM93 145H96L98 150H95L96 149L95 146H94V148L91 147ZM158 145L159 144H155V149L156 150L154 149V146L152 147L154 152H156L158 150L156 148ZM185 145L183 146V148L187 147ZM99 146H100L101 149L99 148ZM105 146L107 148H109V149H107ZM67 147L69 148V151L67 150V152H66ZM43 148H44V150H43ZM142 148H145V149H142ZM40 149L43 150V151H41ZM72 149H73V151H71ZM74 149H76V150H74ZM106 149L109 151V155L112 153V155L114 156V157L113 156L110 157L112 160L110 158H109V160L107 158H106L107 160H104L105 158L103 157V154H104L105 157H106V155L109 156L107 154L108 152H107ZM10 150L7 151L8 153H6L4 155V157H2L0 155V161L1 162H2V160L4 158H6V156L9 153L14 151L13 149H10ZM30 150H31V152H30ZM220 150H222V151H220ZM42 152H43V154H41ZM100 152H102V154ZM157 152H158V154H156ZM157 152L155 154L152 153L153 156L155 155L154 158H155V163L156 164H154V166L151 163L148 162L149 163L148 164L146 162V164L148 166L152 165V167L149 166V167L146 168V170L148 169L147 173H149L151 175V176L149 175L151 178H153L155 176H158L157 178L162 179L163 176H166L168 178H165V177L164 178L165 179H169V177H170V180L172 179V181L170 183L173 184L174 183L173 180H175L176 170H179V169L176 168V167H173V163L169 162L168 161L169 159L166 158V156L164 157L165 154L162 151L161 152L157 151ZM44 153H46V154L44 155ZM14 154L12 155L11 158H9L10 162H6V161L9 160L7 158V160L5 162L3 160L4 163H2V165H5V167L7 165H9V163H10V166H7L5 168V169L8 170V174L10 173L9 177H11V178L15 177L16 173L20 169H21V171L23 170V167L25 169L24 171H29L30 170L28 173L34 174V171H36L35 167H33V168L28 170L26 168L28 165L24 164L22 168L21 167H20V169L17 168V167H19L18 164L21 163L22 159H20L21 157H19V155L15 156ZM68 154H69V157H68ZM66 155H67V157H66ZM100 155H102V156H100ZM141 157H144V156L142 155ZM14 158H16V159H14ZM11 159H13V160H11ZM65 159H66V162H67L66 164L68 165L67 166L68 168L67 167L65 169L59 168L58 164L61 163L60 162L61 160H62V162H64ZM1 162H0V166H1ZM8 167H9V169H8ZM206 167H207V165H206ZM55 168L58 169V170H55ZM217 168L222 173L227 171L228 172L227 173L228 174L227 177L235 176L234 171L230 170L228 168V165H225V167H217ZM7 170H6V172H7ZM103 170L105 172H107V173H105V175L102 173V172H104ZM69 171L72 172V174L69 175ZM131 172H132V174H131ZM132 177H133L134 180H131ZM102 178H104V180ZM160 179L158 180L159 182H160ZM116 180H119L118 181L119 183L117 182L118 184L116 182L113 183ZM141 181H143V182L146 181V183H147L148 179H145V181L143 179H141ZM135 182H136V184H135ZM156 182H157V179H156ZM16 185H17L16 187L6 188L7 192L9 193V197L11 199H15L16 195H17V191L22 189L23 186H24V184L22 182H19V183L17 182ZM69 188H74L76 190H80V192H76V193L67 192V193H65L66 190H68ZM93 198L94 199H98V200H96L97 202H95L97 204L93 203V208L86 209V212H88V210H89V213H91V216L87 217V219L84 218L82 215H79V214H77L78 216L76 215V217L75 216H71V217L68 216L71 212L75 213V211L78 208H83L84 201H85L84 199L90 200V199H93ZM66 201H67V203H66ZM193 203H194V201H193ZM188 205L190 207H187ZM196 205H198V204H196ZM156 207L159 208V210ZM198 207H200V209ZM204 207H206V212H205V208ZM202 208H203V210H202ZM222 208L225 209V210H223ZM139 209L143 212L142 216L144 218H148L147 214L149 215L151 212H154V210H155V212L153 214H156V215H158L157 213H159L160 211H163L162 214L159 213V215L160 214H161V216L165 215V214H169V215H167V217H164L163 218L164 220L161 217H159V216L158 217L161 218L160 220H163L162 223L166 222V219H167V222L164 225L163 224L159 225L161 227H159L157 225V228L158 227L159 228L155 229L156 228L155 227L153 229V231H151V229H149V231H151V232H150V235L149 234L147 235V233L149 231L146 230L147 228H145L143 226V223H141V221H140L141 220V213L139 214V212H140ZM190 209L193 212H191ZM195 209H197V211H195ZM241 209L242 210L244 209V211H242ZM230 210H239L240 212L242 211L241 215H247V213H245L246 210H245V207L243 205H235V206L231 207ZM144 211L147 212V213H145ZM188 211H190V212H188ZM33 212L34 211L26 210L24 212H21L22 214L19 213L21 215H25V217H24V219H22L23 221L19 222V224H20L19 226L20 227L16 231V233H14V236H13L12 239L18 238L19 237L18 235L23 233V228H26V226H28V228L30 227L28 225V223H27V220L31 216H36V213L35 212L33 213ZM187 213H189V214L187 215ZM196 213L198 214L199 217L195 216ZM138 214L140 216H138ZM144 214H146V215H144ZM172 214H171V217L174 218L175 215H172ZM222 214H224V215H222ZM156 215H154V217L152 216L151 219L159 220V218H156L157 217ZM213 216H215L216 218H214ZM42 217L43 218L45 217L44 219H46V220L41 218V220L43 222L40 220L41 222H37L38 224L36 223V225H39L40 223L43 224L44 222H46V223H44L45 225L44 224L42 225L43 226L42 227L43 228L42 233H46L47 229L49 227V220L47 222L46 215H44ZM139 217H140V219H139ZM199 218H200V220L203 219V221L205 222L203 224L205 226L204 228H203V226L199 225V223H200L198 221ZM135 219H137V220L139 219L140 226H143V228H145V229H143L142 227H140L141 229L139 228L138 230H140L139 233L142 234L143 237L146 236L145 240H140V242H143V243L146 242V243H144L145 245L143 243L142 244H143L144 247L146 246L145 249L148 248V250L147 249L144 250L143 249L144 247L142 246V244L138 243L139 241H137V240H139V239H137V236L140 235L138 233V231L136 232V231H131L130 230L131 228H133L134 225L138 224V221H136ZM148 219H145V220H148ZM205 219H206V221H205ZM168 220H170V221H168ZM193 220H196L198 222H196V224H195V222H193ZM208 220L211 221V224H210V222L208 224L206 223ZM217 220H219V221L217 222ZM187 221L190 224H187ZM168 222L170 223V226H169ZM215 222H217V223H215ZM192 223H194V225ZM130 224L131 225L134 224V225L131 226ZM205 224H207V225H205ZM223 224H225V225L223 226ZM197 225H199V226H197ZM209 225L210 226L213 225V226L209 227ZM240 227H242V226L240 225L237 228H240ZM170 228H171V230H169ZM243 228L244 227L240 228L241 233H242V229ZM142 230L145 231V232H143ZM155 230H157L158 232L155 231ZM204 230H205V232H204ZM171 231L173 233H171ZM134 232H135L136 236L133 235ZM245 232H244V229H243V233H245ZM154 233L157 234V235L160 234V237H161V235L164 234L166 238L167 237L170 238L172 235L173 236L170 239L163 238V236H162L161 239L163 238L162 240L165 239V241L160 240V242H159L158 240H159L160 237L158 235V240L156 242L155 241L153 242V241H151L152 239L149 240V238ZM194 233H196V234H194ZM203 233H205V234L207 233L206 237H205V235ZM85 234L86 235L88 234V236H86ZM169 234H172V235H170V237H169ZM23 235L24 234H22L21 236H23ZM142 235H140V236H142ZM207 235H209V236H207ZM50 236L53 237L51 234H49L48 237H50ZM38 237H40V236H36V237H33V238H37L38 240H40ZM147 237H149V238H147ZM209 237H211V238H209ZM254 237H256L258 239H256V238L253 239ZM40 238H43V237H40ZM250 240L254 241L253 243H255L256 241H259V242H256V244L259 247L256 248L257 245H254V244H252V246H249L250 245L249 244ZM170 241H171V243H170ZM191 241H193V242H191ZM147 242H149V243H147ZM261 242L263 243L264 241H261ZM167 243H169L170 247H169V245H167ZM183 243L184 244L187 243V244H185L186 245L185 247H184ZM194 243H195V245H194ZM238 243H239V245H238ZM152 244H154V245H152ZM36 245L37 244H35L34 246L32 245V247L28 246L25 249L29 248L27 250L28 251L32 250L33 252H35V250L38 251V248L40 246H36ZM211 245L209 246V248H211V250H212ZM229 245L236 246V247H230ZM241 245H242L243 248L241 247ZM178 246H180V247H178ZM253 246H254V248H253ZM153 247L155 248V250H152V249H154ZM176 247H177V249H176ZM195 247H198V248H195ZM216 247H217V249L220 247L222 250L221 249L220 250H217V249L215 250L214 248H216ZM262 247H264V244L262 245ZM189 248H191L190 249L191 251H193V249L195 248V254H194L195 259L194 258H189V257L188 258H184V259L183 258L179 259L184 254L188 253V251H189L188 249ZM247 248H250V250L247 249ZM162 249L165 250V251L169 249L168 252L171 249V251L168 253V252L162 251ZM251 249H252V251H251ZM199 250H200V248H199ZM229 250H231V251H229ZM152 251H154L155 254L150 253ZM159 252H160L161 256H159V254H158ZM162 252H164L165 254H163ZM42 253L39 252L38 254H41V255H45L46 254V253H43V254ZM92 253H94V252H92ZM48 254H49L48 256H52L51 257L53 259V260L51 259L52 261H56L55 263H59L60 261H62L61 258H63V254L61 252H54V253H48ZM150 254L151 255H156L158 257V259L156 260L157 257L156 258L154 257L153 259H151L153 256H151ZM258 254H260L261 256L258 255ZM100 257H106V261L105 262L101 261ZM225 257H227V258H225ZM236 257H237V259H236ZM255 257H256L257 261L255 260ZM14 258L15 257H13V259ZM259 258H260L261 261L259 260ZM261 258H263V259H261ZM231 259H230V261H231ZM234 260H232L231 262H233ZM80 261L85 263L86 259H84V260L81 259ZM171 264H173V263H171Z\"/></svg>", "mask_w": 264, "mask_h": 264}]
</instances>
